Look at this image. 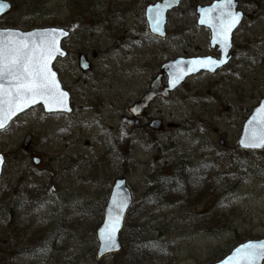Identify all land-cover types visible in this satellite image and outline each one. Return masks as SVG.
I'll return each mask as SVG.
<instances>
[{
  "label": "rangeland",
  "instance_id": "374dc122",
  "mask_svg": "<svg viewBox=\"0 0 264 264\" xmlns=\"http://www.w3.org/2000/svg\"><path fill=\"white\" fill-rule=\"evenodd\" d=\"M12 1L17 8L0 17V27L70 30L63 43L69 55L58 59L55 68L63 87L71 92L74 110L68 115H46L38 106L0 132V152L7 156L0 178V213L17 196L46 194L41 214L50 222L49 233L52 236L59 228L71 234L69 216L85 209L87 224H94L110 180L125 174L133 193L127 220L142 241L160 247L151 255L156 264H207L238 241L264 237V178H258L264 174V150L242 151L236 145L243 120L264 95V0H239L246 17L233 33L232 59L216 73L200 72L168 98L157 99L132 134L130 154L116 143L121 137L120 116L141 96L164 61L176 56H218L210 48L209 30L196 23V6L213 0H183L168 14L163 38L151 35L144 18L145 7L158 0H78L79 8L75 0H48L41 12L31 14L21 9L22 0ZM81 54L89 61L88 70L79 65ZM149 118L161 119V127L146 126ZM156 139L162 151L154 147ZM182 158L188 167L215 168L206 176L211 195L192 207L184 202L155 204L146 192L147 183L157 184L151 177L168 172ZM239 164H249L251 170L231 174ZM227 172L235 181L224 194L225 183L217 176ZM2 226L0 218V239L8 238L10 231ZM20 236L23 240L16 248L25 247L28 254L17 256L16 264H45L49 249L59 246L49 243L41 256L32 258L37 255L29 254L34 244L27 245V237ZM70 239L80 253L94 245L88 233ZM5 259L1 249L0 264ZM84 261L66 264L125 262L123 251Z\"/></svg>",
  "mask_w": 264,
  "mask_h": 264
},
{
  "label": "snow or ice",
  "instance_id": "6c2138e0",
  "mask_svg": "<svg viewBox=\"0 0 264 264\" xmlns=\"http://www.w3.org/2000/svg\"><path fill=\"white\" fill-rule=\"evenodd\" d=\"M234 0H220L211 9H205L200 20L201 24L210 23L214 30V41L227 48L232 30L240 23L241 14L233 8ZM0 3V10L4 8ZM218 12L214 18L210 15ZM160 21L157 17L154 30L160 31ZM67 32L50 29L44 33H17L14 31L0 32V129L5 127V120L10 119L19 111L30 105L43 102L49 111L69 110L67 108L68 93L63 91L56 78V73L50 68V62L57 55H64L59 47V37ZM225 60L206 57L189 62L188 72L201 68L214 71ZM177 75L175 83L182 78ZM264 113V107L260 109ZM254 126L240 141L246 148H264V116L259 121L250 122ZM3 157H0V164ZM128 199L113 200L115 215L110 211L109 222L101 231V246L105 251L116 247L115 234L119 230L122 213ZM264 260V243H249L236 249L234 256L229 257L226 264H257Z\"/></svg>",
  "mask_w": 264,
  "mask_h": 264
},
{
  "label": "trees",
  "instance_id": "16d2710c",
  "mask_svg": "<svg viewBox=\"0 0 264 264\" xmlns=\"http://www.w3.org/2000/svg\"><path fill=\"white\" fill-rule=\"evenodd\" d=\"M48 0H22L23 3L21 9L25 11H29L31 13H38L42 11V8L44 4L47 3ZM78 0H75L74 3L76 4V7L78 6ZM84 3V1H83ZM25 5V6H24ZM85 4H83L84 7ZM24 6V7H23ZM17 4H14L13 10H16ZM132 130H126V133L122 136V138L118 141V147L122 150H124V154L131 153V132ZM124 132V131H123ZM122 132V133H123ZM153 145L155 148H158V150H163L164 148L159 146V142L153 141ZM129 159H125L123 161L124 165L127 166L129 164ZM123 167V166H122ZM124 168V167H123ZM126 168V167H125ZM247 168L248 170H251V166L247 164L244 165H238V168L236 167L231 174L234 175L235 171H239L241 169ZM212 170H215L214 167L206 166L204 164L200 165H190V167L187 166L185 163V159L182 158L180 161V164H173L171 166V170L168 172H162L156 176H153L152 179L156 181L157 184H152L151 186L147 187L146 192L151 194L152 201L159 205H166L170 206L173 202H184L188 206L192 207V204H197L201 202L200 200L203 197H207L208 194L211 195V192L213 189L210 185L211 183L208 182V179H206L207 173L211 172ZM254 172L255 169H252ZM246 172V171H245ZM228 175L227 173L220 174L218 173L217 180H220L221 183H225V190L223 191L224 194H228L232 189L233 186H231V183L235 181L232 180V178L226 176L230 181L226 184V180H223V176ZM161 177V178H160ZM258 178H264V174H260ZM232 180V181H231ZM236 183V182H235ZM217 191V189H214ZM34 197H26V196H17L15 198V202H11L6 210L2 209L1 216L2 218L6 217L7 220L6 228L12 235L17 238L19 236L20 232L27 235L25 228L31 227L32 218L34 217L31 213L32 209L34 211L37 209L35 205L33 204ZM104 204V203H103ZM102 205V208L104 205ZM84 209V208H83ZM26 212V214L24 213ZM102 210L100 209V212L97 215V219L95 220L94 224L88 225L87 222L89 221V217H87L86 210L84 209L83 212L80 213H73V215H70L69 219H71V222L69 224V228H72V233L70 234L65 233L64 230H61L59 228H54L55 232L53 233V237L56 240V242L59 244V247L56 249L55 254L51 257L50 263L51 264H66L70 261L72 262H85L87 258H90V260L93 259L94 256V245L89 244L88 250L84 253H80V249H78L76 246H73L70 242V237L75 235H80L82 237L85 236V233H88L90 238H92L93 243L95 241L94 234L95 229L98 224V222L101 220ZM22 214H25V217H29V222L23 223L21 220ZM31 214V215H30ZM130 222L127 220L125 223V229L122 233L123 236V258H124V264H156L155 260L152 258V254L154 251L159 252L160 247H157V243H154L153 241H142V238L140 236H137L134 234V231H131V225H129ZM21 225H23L21 228ZM87 227V229H86ZM39 232L35 230V234L41 233V228H38ZM83 231V232H81ZM80 232V233H79ZM85 232V233H84ZM1 233V231H0ZM12 239V240H15ZM241 238L239 237L238 240ZM16 241V240H15ZM84 251V250H83ZM224 255V252L221 253V255L216 257H222ZM151 257V258H150ZM74 261H73V260ZM216 259V258H215ZM213 261V260H212ZM211 261V262H212ZM209 262V261H208ZM209 262V263H211Z\"/></svg>",
  "mask_w": 264,
  "mask_h": 264
},
{
  "label": "water",
  "instance_id": "95a60500",
  "mask_svg": "<svg viewBox=\"0 0 264 264\" xmlns=\"http://www.w3.org/2000/svg\"><path fill=\"white\" fill-rule=\"evenodd\" d=\"M181 1L182 0H161V2H156L154 4H150L149 6H147V9L145 11V18H147L148 29H150L151 33H154V34H156V35H158L160 37L165 36V34H166V32H165V24H166V21H167L166 13L168 11L172 10V8L177 7ZM0 3H3L5 5L4 8L2 10H0V15H2L3 13L9 11V9L12 6V4L10 2L6 1V0H0ZM219 3H220V0H215L212 3L207 4L205 6L199 5L197 7V11H196L197 12V16H198L197 24L199 26L208 27L209 28L210 37H211L210 47L213 48V47L216 46L218 48V50L220 51V55H219V58L217 60L223 59V60H225V63L220 64L218 67L215 68L214 71H209L208 69L201 68L198 71L188 72L187 68L189 66V62H191L193 60H196V59L206 58V56L205 57H203V56L185 57V58L184 57H176V58H174V60H168L161 67V72H163V73H165L167 75V78H166L167 85L163 89H161V87H162L161 77H162L163 73L158 75L156 78H154V80L150 84L149 89L143 93V96L141 97V99L139 101L135 102L133 104V107L130 109V112L133 115V117L140 115L144 111V109L149 106L148 104L154 100V98H156L158 96H162L164 98L168 97L170 95V92L175 90L176 87H178L179 85H181L185 81L187 76L197 74L200 71H206V72L209 71V72L213 73V72L217 71L218 68L224 66L225 64H227L229 62L230 55L228 56V53H229V51L231 49V42H232V36L231 35H232L233 31L236 28H238L240 23L232 30V32L230 34V43H229V46L226 49L223 48L222 45H220V44H218V43H216L214 41L213 37H214L215 33H214V30H213V27L211 26V24L210 23H205V24H201L200 23V20H201L203 14H204V10L205 9H211L214 5L219 4ZM238 5H239L238 1L234 0L233 8H234L235 11H238L241 14V20H240V22H241L242 19L244 18V14H243V12L241 10L237 9ZM210 15L214 18L216 15H218V12H212V13H210ZM157 17L159 18V21H160V24H159L160 31H155L154 30V24L156 22ZM50 29L62 30L64 32L68 33V35H66V36H60L59 37V47H60L61 51L64 53V55H57L55 57V59H53L50 62L49 66L52 69V71L56 73V78H57V80H58V82L60 84L61 89L68 93V96H67L66 99H67V108L69 110H67V111H64V110L49 111L48 108L43 104L42 101L41 102H37L36 104L30 105L29 107L25 108L23 111L17 112L10 119L5 120V127H7L11 123V121L14 119V117H16L19 114L24 113L29 108L35 107V105H39V104L42 105L43 110H45L46 113L47 112H49V113H57V112L68 113V112L72 111V108L70 107V99H71L70 98V94H69L68 90L66 91L61 86V82L59 80V76H58L57 72L54 70V66H53V64L55 63V61L58 58H65L66 55H67L66 51L62 48V44L61 43H62L63 40H65L66 37H68L70 35L69 31L66 28L64 29L62 27L54 26V27L35 28V29L30 30V31H23V30L20 31L19 29H16V28H10V29L9 28H0V32L7 33L8 31H14V32H17V33H37V34H41V33L46 32L47 30H50ZM0 39H7V36L0 37ZM207 57H211V56H207ZM213 59H216V58H213ZM81 65H83L84 68H86L88 66V64H86L85 58L83 56L81 57ZM180 74H183L182 78L179 79L175 83V86H173L174 79H176L177 75H180ZM259 100L260 101L258 102V104L253 106V108H251V110H250L251 113L243 121L242 128H241L240 133H239L240 136L238 137L237 142H236V145H238V147L240 149L252 150V151H254V150L262 151V150H264V148H255V149L246 148V147L242 146L241 143H240V141L242 139L246 138V134L254 126V124L250 123V122L259 121L261 116H264V113H261V111H260V109L262 107H264V96H263V98H261ZM122 123H128V124L134 126V125L137 124V119L135 117L134 118H130V117L123 116ZM159 124H160V121L159 120H155V121H153L151 123V126L154 127V128H157ZM4 128H2L0 130H3ZM0 157H3V163L0 164V175H1L5 158H4V155H2L1 153H0ZM114 183L115 184L112 187V190L110 192V196H109V198H108V200H107V202L105 204L106 206H105V210H104V213H103L104 219H103L102 223L98 226V229L96 231V238H98V247H97L98 249L96 251V257L97 258H102V257L106 256L109 253L118 252L122 248L121 247L119 233L124 227L123 223H124L125 218H126V213H127V210L129 208V206L131 205L130 203L132 202V193H130V190L126 186V182H125L124 179H116ZM125 198L128 199V202H127V206L125 207V209H124V211L122 213V221H121L120 228L115 234L116 247L113 248L110 251H105L102 248V246H101L102 242H101L100 233L106 227V225L109 222V213H110V211L112 212L113 215H115V212H114V209H113V200L119 201V200H123ZM249 243H253V244L264 243V238H260L258 240H248L245 243L238 244L237 247L232 249L225 258H223V259H221L219 261H216V263H214V264H226V261H228L229 257H232V256L235 255L237 248H241L243 245H246V244H249ZM262 262H263V260H260V261L257 262V264H262Z\"/></svg>",
  "mask_w": 264,
  "mask_h": 264
}]
</instances>
